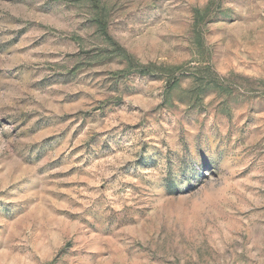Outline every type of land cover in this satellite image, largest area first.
<instances>
[{
  "label": "rangeland",
  "instance_id": "1",
  "mask_svg": "<svg viewBox=\"0 0 264 264\" xmlns=\"http://www.w3.org/2000/svg\"><path fill=\"white\" fill-rule=\"evenodd\" d=\"M0 264H264V0H0Z\"/></svg>",
  "mask_w": 264,
  "mask_h": 264
}]
</instances>
